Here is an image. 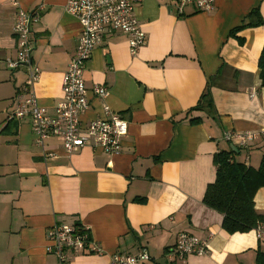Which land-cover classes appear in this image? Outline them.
I'll list each match as a JSON object with an SVG mask.
<instances>
[{
  "label": "crops",
  "instance_id": "0c3cea01",
  "mask_svg": "<svg viewBox=\"0 0 264 264\" xmlns=\"http://www.w3.org/2000/svg\"><path fill=\"white\" fill-rule=\"evenodd\" d=\"M16 1L26 12L43 9L32 25V64L40 71L32 92L53 115L81 27L65 13L66 0ZM255 9L264 22V0H215L207 13L187 6L182 14L175 0L137 5L145 46L133 56L127 37L106 29L84 73L90 107L81 125L121 116L128 132L120 150L108 155L91 146L67 154L55 137L38 145L29 117L8 119L27 68L7 65L17 57V9L0 0V264H58L46 252L47 233L57 224L88 227L104 250L70 253L67 264H109L112 254L141 251L150 257L145 264H264V237L257 229L229 235L223 216L203 203L216 179V154L231 150L253 169L264 157L258 67L264 25L231 36ZM98 85L109 90L105 101L92 93ZM205 91L209 106L193 110ZM226 133H252L255 139L241 147L237 140L227 142ZM254 205L264 214V188ZM182 233L206 241L208 253L170 258Z\"/></svg>",
  "mask_w": 264,
  "mask_h": 264
},
{
  "label": "built area",
  "instance_id": "2783aa9c",
  "mask_svg": "<svg viewBox=\"0 0 264 264\" xmlns=\"http://www.w3.org/2000/svg\"><path fill=\"white\" fill-rule=\"evenodd\" d=\"M145 0H66L64 11L78 21L81 31L75 54L62 78V98L54 108V114L48 115L45 109L37 104L32 92L39 81V68L32 64L34 49L31 37L32 25L40 21L43 11L26 12L16 0L11 5L17 9L13 35L17 40V57L8 61L10 69L15 70L28 65L27 81L17 90L14 108L9 120H23L29 117L35 141L42 146L44 140L55 137L62 142L67 154L84 147H100L106 154H116L121 147V140L127 135L128 124L117 114H110L107 119H96L86 127L81 125V116L89 110L90 100L84 85V73L96 47L103 42L106 29L120 31L127 37L131 55L135 56L145 46L146 36L134 16V9ZM179 14L187 6H193L198 12L207 13L215 5V0H175ZM93 95L105 101L109 90L105 86H95ZM104 110L109 108L104 105ZM264 132V131H262ZM227 142L238 141L239 146L246 145L255 139L252 133H226ZM54 158V156H51ZM259 237H264V229L257 228ZM48 247L46 252L56 257L58 264H67L70 253H88L101 255L104 250L96 243L88 227L73 224L54 225L47 233ZM208 253V243L199 238L182 233L178 235L175 246L168 253L178 261L191 256L203 257ZM150 260L147 251L126 255L115 253L110 256L109 264H145Z\"/></svg>",
  "mask_w": 264,
  "mask_h": 264
},
{
  "label": "trees",
  "instance_id": "16d2710c",
  "mask_svg": "<svg viewBox=\"0 0 264 264\" xmlns=\"http://www.w3.org/2000/svg\"><path fill=\"white\" fill-rule=\"evenodd\" d=\"M247 23L231 31V36L245 28H256L264 25L257 9L247 16ZM242 43V40H239ZM258 67L260 70L261 86L264 87V49H262ZM208 91L200 98L195 111L203 110L209 106ZM192 120L190 123H198ZM214 165L216 179L204 195L203 203L206 207L223 216L222 228L229 234H244L264 229V214L255 210L254 198L256 193L264 188V157L258 169L246 167L236 159L233 151H224L215 155Z\"/></svg>",
  "mask_w": 264,
  "mask_h": 264
},
{
  "label": "water",
  "instance_id": "95a60500",
  "mask_svg": "<svg viewBox=\"0 0 264 264\" xmlns=\"http://www.w3.org/2000/svg\"><path fill=\"white\" fill-rule=\"evenodd\" d=\"M22 67H25L26 68V67H28V65H23Z\"/></svg>",
  "mask_w": 264,
  "mask_h": 264
}]
</instances>
